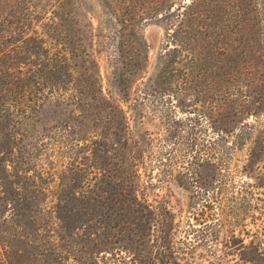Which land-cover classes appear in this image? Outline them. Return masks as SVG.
<instances>
[{"label":"trees","instance_id":"trees-1","mask_svg":"<svg viewBox=\"0 0 264 264\" xmlns=\"http://www.w3.org/2000/svg\"><path fill=\"white\" fill-rule=\"evenodd\" d=\"M171 182L181 218L150 197ZM200 246L264 264V0H0V264Z\"/></svg>","mask_w":264,"mask_h":264},{"label":"rangeland","instance_id":"rangeland-1","mask_svg":"<svg viewBox=\"0 0 264 264\" xmlns=\"http://www.w3.org/2000/svg\"><path fill=\"white\" fill-rule=\"evenodd\" d=\"M95 7V14H93L92 17H94L93 21L95 26L97 25L96 19L99 17V8L96 3H94ZM144 35L150 45V59L151 62H154L157 54L162 50L165 43V32L163 28L157 26V25H147L144 28ZM112 54V49L108 51L106 55ZM102 73L105 77V88H107V77L110 76V73L112 71L111 66L107 60L105 61V58L102 57ZM110 60V58H109ZM153 129L152 127H150ZM159 190H155V192L150 194V197L153 199L157 195L159 197H166L168 201L171 203V205L174 207V209L178 212V216L181 218L182 211L186 210L189 201V194L180 189L174 182L171 183H163L161 185H158ZM196 224V222H194ZM209 248L206 246H200L198 247L195 255L190 258L191 262L193 264H223L224 262H218L216 263L211 255L207 253ZM225 264H232L231 261H225Z\"/></svg>","mask_w":264,"mask_h":264}]
</instances>
